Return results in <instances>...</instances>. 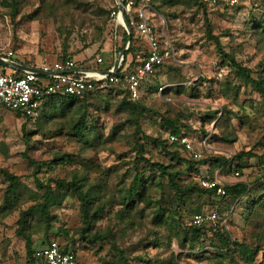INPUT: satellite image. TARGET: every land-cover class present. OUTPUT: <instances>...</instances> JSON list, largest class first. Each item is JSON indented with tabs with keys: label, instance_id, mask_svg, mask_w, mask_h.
<instances>
[{
	"label": "rangeland",
	"instance_id": "obj_1",
	"mask_svg": "<svg viewBox=\"0 0 264 264\" xmlns=\"http://www.w3.org/2000/svg\"><path fill=\"white\" fill-rule=\"evenodd\" d=\"M40 1L24 0L16 17L9 13V9L0 5L1 56L11 52L21 61L32 65H44L51 64L62 55L61 42L64 35L57 29L60 19L47 15L48 0L41 4ZM71 1L73 6L81 11H76L78 17L73 20L74 31L69 39L71 50L66 54L76 61L90 58L89 62H92L100 54L97 51L98 43L83 48L81 37L87 42L96 35L92 25L94 27L102 24L106 17L105 11H110L115 0ZM220 3L219 6L209 5L206 11L186 6L168 8L166 17L151 8L155 13L154 17L150 16L152 24L157 32L160 49L165 50V53L162 66L149 75L140 88V96L147 106L159 115L164 114L172 120H178L182 132L188 135L192 149L200 153V157L218 154L232 157L240 151L252 149L256 139L264 134V114L259 115L254 109L255 104L261 100L260 96L254 92L249 96L242 93L245 86L238 85L229 66L221 65L213 40L209 38V33L218 37L224 50L231 53L243 67L252 70L255 76L256 71H260L264 66V46L257 43L248 21L251 16L260 18L264 14V0H245L242 4L237 0L235 6L226 2ZM236 5L240 9L236 10ZM110 31V27L105 31L103 49L107 51L112 47ZM133 36L135 45L141 46L142 50L137 52V58L142 56L143 47L146 48V45L140 38L134 34ZM154 84L158 86L156 91L153 93L145 91L148 86ZM234 84L240 88L239 102L242 101L246 111L251 114L248 118L249 123L241 124L236 117L231 116L230 124L225 126V131L233 128L237 141L232 145L211 142V136H219L221 130L216 129L215 120H209L207 114L221 112L224 106L237 111L238 114L242 112L239 105L231 104L238 95L232 88ZM161 86L165 87L159 91ZM178 86L182 89L178 90ZM106 99L108 110L100 114L93 113L99 115L95 125L98 129L101 127V143L92 147H88L79 137L72 135L63 118L55 117L46 122L42 119L39 122L35 121L38 115L23 129L24 118L10 110L0 109V168L20 177L18 192L24 194L26 199L21 208H26L39 198L35 178L43 182L52 178H66L74 169H78L88 170L89 177L94 179L106 168L127 166V161L133 160L135 150L129 144L132 129L119 133L113 142L104 143L112 126L118 123L115 111L120 97L109 95ZM157 114L149 113L148 117L142 120L141 126L145 134L142 141L148 143L147 150L154 154L156 160L168 163L167 158L150 148L152 146L149 138H156L159 134L162 138L166 137V133L158 128ZM87 121L89 124L93 123L88 117ZM25 134L29 141L28 147L23 140ZM55 154L64 155L68 161L63 160L54 167L52 160ZM182 155L186 156L188 153L182 152ZM249 164L241 176L218 169L214 171L213 180H218L222 184L253 182L259 176L258 168L255 166L256 159L251 158ZM93 167L99 170L91 169ZM206 168L200 166L198 173L189 172L183 179H186V182L191 180L203 185L207 177ZM110 180L112 182L114 178ZM6 185L0 176V203ZM114 185L115 181L112 182L113 188ZM165 192L167 203L177 211L179 222L184 225L194 214L217 207L225 216L223 225L234 239L255 246L258 235L262 234L260 240L264 241V210L263 220L246 219L245 199L238 203L233 202V198L228 196L222 201L217 196L194 192L188 195L184 202H175L172 191ZM118 209L114 206L109 213H105L92 226L90 234H106L107 231H111L112 237L107 238L113 241L115 247L125 252L131 264H143L138 257L149 260L147 264H216L210 262L212 260L208 257L196 259L189 256V250L182 249L175 239L169 238L167 229L157 227L151 222L152 214L148 212L149 210L141 221L124 229L123 224L114 217ZM53 214L58 218V222L54 223V231L57 227L63 226L74 235L82 226L80 204L74 197H68L62 206L54 208ZM18 215V210L6 216L0 212V264L26 262L24 241L15 234ZM155 238L160 242L158 246L152 244ZM50 239H53V236ZM76 245L78 264H101L102 259L111 260L116 254L107 240L94 244L83 241ZM206 250L209 251L205 255L213 253L209 247ZM171 259H175L176 262L172 263Z\"/></svg>",
	"mask_w": 264,
	"mask_h": 264
},
{
	"label": "trees",
	"instance_id": "obj_2",
	"mask_svg": "<svg viewBox=\"0 0 264 264\" xmlns=\"http://www.w3.org/2000/svg\"><path fill=\"white\" fill-rule=\"evenodd\" d=\"M244 1L238 0L241 4ZM23 2L24 0H0V5L9 9V13L16 17ZM41 3H44V0H41ZM220 4L218 3L216 6ZM139 5L140 3L136 0L135 7ZM149 5L153 10L165 17L167 16L166 10L168 8L186 6L206 11L209 6L207 3H202L198 0H149ZM117 8L118 3L115 0L110 11H105L106 17L102 24L100 26L94 25V27L92 25L96 35L87 42L83 37H81V40L83 41V48L98 43L97 51L107 61V65H101V68H109L113 64L114 57L124 50L129 40L128 48L124 50L122 65L116 73L117 76L125 77L126 74L133 72L140 65V60L136 58V55L138 51L142 50L141 46L135 45L133 32L128 36L126 30L121 25H116L113 17L110 16L111 12L116 11ZM46 9L47 15L57 16V19H60L57 29L60 34L64 35V38L61 42L62 55L58 56L56 60L63 59L69 56L66 53L71 50L69 39L74 31L72 23L78 17L76 11L81 10L76 9L71 0H48ZM238 9L240 8L236 5V10ZM248 26L251 27V33L257 43L264 46V14L260 18L251 16ZM109 27L112 47L107 51L103 49V46L106 36L105 31H108ZM209 38L213 40L221 65L229 66L238 85L242 84L245 86V90L249 89L244 90L242 93L249 96V94L254 92L260 96L261 100L255 104L254 109L259 115L264 114V66L260 71H256L254 76L252 70L243 67L231 53L224 50L218 37L209 33ZM143 49L144 53L141 57L147 52L146 48L143 47ZM160 51L162 54L165 53V50L160 49ZM10 58L23 65L41 66L21 61L14 55H11ZM89 60L90 58H86L80 61L75 60V62L78 66L88 67ZM235 85L232 88L235 94L238 95L231 104L233 106L239 105L242 112L238 114L237 111L224 106L221 112L216 111L207 114L209 120H215L216 129L221 130L219 136H211V142L215 141L232 145L237 141V135L233 128L225 131V126L230 124L231 116L236 117L241 124L249 123L248 118H250L251 114L246 111L244 103L242 101L239 102L240 88L238 89ZM193 87L192 90L194 89ZM157 88L158 86L154 84L153 86H148L145 91L153 93ZM177 88L178 90L182 89L179 86ZM109 95L120 97L115 111L118 123L112 126L110 134L104 139V143L113 142L119 133L132 129L129 144L135 150V156L133 160L127 161V166L106 168L94 179L89 177L88 170L78 169H74L70 176L66 178H52L46 182L35 178V185L40 193L39 198L24 209L21 208V205L26 203L25 196L18 192L20 177L0 168V176L7 183L2 194L0 212L6 216L14 210L19 211L15 234L24 241L25 264H38V260L35 257L36 251L46 247L50 240H57L62 251L72 252L76 259L77 243L81 244L85 241L88 244H94L107 240L116 254L113 255L111 260L105 261L102 259L101 264H131L125 252L115 247L113 241L107 238L108 236L112 237L111 231H107L106 234H90L92 226L105 213H109L114 206L119 208L114 217L123 224L122 227L124 229L141 221L147 215V210H149L148 212L152 214L151 222L157 227L167 229L169 238L175 239L182 249L186 248L189 250L188 255L193 258L204 259L208 257L212 260L210 262L216 264H264V241L260 240L262 234L258 235L257 245L255 246H250L244 241L234 239L223 225L222 222L225 216L220 213L221 211L217 207L208 210H215L218 213L215 227L195 226L191 223L192 216L190 221L184 225L179 222L177 211L172 208L171 204L167 203V194L165 192L166 190L172 191L175 202H184V199L194 192L216 197L217 194L214 188H206L202 184L191 182V180L186 182L187 180L183 179V176H188L189 172L198 173L200 166L207 167L206 180H213L214 171L218 169L231 171L233 174L238 173L235 175L241 176L243 175V170L250 166L249 160L254 158L256 159L255 166L258 168L259 176L253 182L240 181L232 184L218 182V185H222L226 192L224 197H220L221 200L229 196L233 198V202L240 203L245 199V218L248 220H256V218H259L260 221L263 220L264 134L256 139L252 149L240 151L232 157L218 154L195 158L179 143V140L170 141L168 138L169 135H175L177 138L188 136L185 132H182L178 120H172L164 114H157L145 104L140 95L137 99L131 100L125 87L114 85L104 90L96 89L88 93L84 98H78L73 95H52L41 104L39 116L37 115L38 118L35 121L41 122L43 119L46 122L55 117L63 118L67 122L72 135L79 137L88 147L97 146L101 143V127L99 126L98 129L95 125L99 117L96 113L100 114L108 110L106 97H109ZM0 109L10 110L17 116L24 118L23 129L33 119L17 110H11L3 106H0ZM94 112L96 113L93 114ZM149 113L159 116L158 128L163 133H166L165 138H162L161 134L156 138H149V143L152 146L150 148L157 150L160 156L167 158L168 163L163 162V160H156L153 156L154 154L147 150L149 147L148 143L142 141L145 137L141 126L142 120L147 118ZM87 117L93 123L89 124ZM23 140L28 147L29 141L26 134ZM182 152H186L188 155L183 156ZM63 160L68 161L64 155L55 154L52 164L55 167L62 163ZM37 166L39 167L40 164H37ZM91 169L99 170L97 167ZM112 177L114 178L113 181H115L114 188L112 187L113 181L111 182L110 180ZM68 197L76 198L80 204L82 226L74 235L70 234L63 226L57 227L56 231L53 230L54 223L58 222L57 216L53 214V209L62 206ZM51 236H53V239H50ZM152 244L158 246L160 242L155 238ZM208 247L213 251V253H209L210 256L205 255L209 251L206 250ZM137 259L143 264L149 263V260L145 258L138 257ZM171 260L172 263L176 262L175 259Z\"/></svg>",
	"mask_w": 264,
	"mask_h": 264
},
{
	"label": "built area",
	"instance_id": "obj_3",
	"mask_svg": "<svg viewBox=\"0 0 264 264\" xmlns=\"http://www.w3.org/2000/svg\"><path fill=\"white\" fill-rule=\"evenodd\" d=\"M198 1L207 3L210 6L220 2H226L230 5L237 3V0ZM135 2L136 0L125 1L124 15L131 33L133 32L136 37L142 40L146 45L147 52L143 57H137L140 60V65L133 72L126 74L125 77L117 76L118 71L109 75L105 73L106 70H113L117 55L109 68L99 67L100 64L104 63L101 55L96 56L92 62H89L88 67L78 66L72 57L66 56L63 59L55 60L51 64L35 67L40 69L44 73L43 75L33 71H19L0 64V106L20 111L26 116L35 118L39 114L41 104L52 95H73L84 98L96 89L104 90L111 85L125 87L129 93V98L131 100L137 99L140 95V86L149 75L161 66L164 55L159 49L157 32L145 12L146 8H151L149 0H138L140 3L138 7H135ZM117 3L119 5V0H117ZM111 17L114 18L116 25H121L125 29L118 8L116 11L111 12ZM128 45L129 40L124 50L128 48ZM11 55L12 53L8 52L3 57L11 59ZM122 62L123 59L120 61L118 70ZM164 87H159V91H162ZM168 138L170 141L179 140V143L195 158H200V153L192 149L187 137L177 138L175 135H169ZM218 182V180H206L203 182V186L209 189L214 188L217 196L224 197L226 195L225 189L222 185H218ZM217 219L218 213L215 210L199 212L192 216L191 223L199 227L203 225L215 227ZM35 257L38 264H77L75 255L70 251H62L57 240H50L46 247L37 250Z\"/></svg>",
	"mask_w": 264,
	"mask_h": 264
},
{
	"label": "water",
	"instance_id": "obj_4",
	"mask_svg": "<svg viewBox=\"0 0 264 264\" xmlns=\"http://www.w3.org/2000/svg\"><path fill=\"white\" fill-rule=\"evenodd\" d=\"M126 0H119V5H118V11L120 13V17L124 23V27L127 31V34L128 36L131 35V29L126 21V18H125V15H124V3H125ZM124 57V50L120 51L118 56H117V59L115 60L114 62V65H113V70H106L105 73L106 74H113V73H116L118 71V68H119V65H120V61L123 59ZM0 64L4 65V66H9V67H12L16 70H19V71H33L37 74H40V75H43L44 73L38 69V68H35V67H32V66H27V65H23V64H20V63H17L11 59H8V58H5L3 56L0 55Z\"/></svg>",
	"mask_w": 264,
	"mask_h": 264
},
{
	"label": "crops",
	"instance_id": "obj_5",
	"mask_svg": "<svg viewBox=\"0 0 264 264\" xmlns=\"http://www.w3.org/2000/svg\"><path fill=\"white\" fill-rule=\"evenodd\" d=\"M145 12H146L147 16L149 17V19H150V21L152 23V19H151L150 16L152 15V17H154V14L155 13L149 7L145 9ZM103 59H104V63L103 64H100V66H99L100 68H101V65H105V66L107 65L106 59L104 57H103ZM93 66H94V64H93ZM97 67H98V65H97ZM139 93H140V90H139Z\"/></svg>",
	"mask_w": 264,
	"mask_h": 264
}]
</instances>
